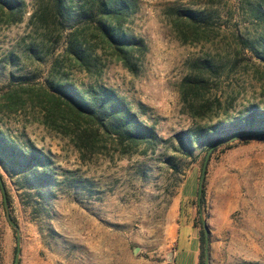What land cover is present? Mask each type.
I'll use <instances>...</instances> for the list:
<instances>
[{
  "label": "rangeland",
  "instance_id": "1",
  "mask_svg": "<svg viewBox=\"0 0 264 264\" xmlns=\"http://www.w3.org/2000/svg\"><path fill=\"white\" fill-rule=\"evenodd\" d=\"M23 1L18 21L0 11V131L49 154L56 178L44 201L0 164L18 225L0 187V264H196L191 234L202 229L206 264H264V136L213 147L205 203L208 150L185 154L177 136L264 109V0H133L123 28L146 45L133 52V69L93 36L96 22L78 14L84 0L62 21L40 16L46 0ZM186 10L207 16L197 33L177 22ZM72 31L87 37L91 70L69 47ZM202 71L206 88L184 95V78ZM62 81L114 89L154 124L158 140L127 152L104 137L78 143L50 100L52 83ZM184 199L193 201V228L186 210L180 218Z\"/></svg>",
  "mask_w": 264,
  "mask_h": 264
},
{
  "label": "trees",
  "instance_id": "2",
  "mask_svg": "<svg viewBox=\"0 0 264 264\" xmlns=\"http://www.w3.org/2000/svg\"><path fill=\"white\" fill-rule=\"evenodd\" d=\"M82 10L78 14L86 20L96 22V31L93 36L98 38L105 46L111 48L113 53L125 65L134 68L132 55L136 49L146 48L142 40L136 39L124 30L123 23L127 19L133 0H84ZM74 0H46L40 3V16L42 18H67L72 14ZM23 0H0V11L8 23L18 21L25 11ZM207 16L197 11L186 10L179 13L177 22L185 23L193 27V32L204 23ZM69 38V47L80 65H86L91 70L93 65L92 54L89 47L83 44L76 31H72ZM251 46V45H250ZM262 53L264 59V41H262ZM253 45V50L254 49ZM257 55L260 51H256ZM204 68H209L205 65ZM202 73L185 77L182 87L183 94L196 96L199 91L206 88L208 79ZM53 92H50V100L54 101L60 114L72 121L75 137L78 143L95 146L99 137L109 138L115 144L121 145L122 152H127L129 147H137L140 144H152L158 140V133L154 124L142 119L138 111L133 110L131 104L114 89L105 86H89L87 88L75 85L70 81L52 83ZM205 105V104H204ZM202 105V106H204ZM148 106L139 104L140 112L146 114ZM253 135L264 136V109L252 107L244 115L231 117L219 123L207 127H198L189 132L177 134L180 139V150L185 154H192L196 146H203L205 150H213L214 146L227 145V149L235 146L241 138H250ZM127 147V148H126ZM217 148V147H216ZM168 161L173 163L172 158ZM0 164L14 179V184H21L23 188L35 190V195L47 200L48 193L43 190L53 185L56 178L53 161L49 154L33 143L26 141L20 144L18 141L0 131ZM0 178L4 183L10 206L13 203V195L9 192L3 173L0 170ZM20 185V186H21ZM2 189V186L0 184ZM3 190V189H2ZM51 190V187H50ZM201 202L206 201V188L202 184ZM37 202V201H35ZM38 202H40L38 200ZM193 201L184 199L181 202L180 218L186 210L191 227L197 226L191 222V209ZM7 216H11L9 206L4 203ZM12 217V216H11ZM16 221L15 217H12ZM17 222V221H16ZM180 224V219H179ZM16 230V228H14ZM200 256L199 264H206L208 235L205 229L200 231Z\"/></svg>",
  "mask_w": 264,
  "mask_h": 264
},
{
  "label": "water",
  "instance_id": "3",
  "mask_svg": "<svg viewBox=\"0 0 264 264\" xmlns=\"http://www.w3.org/2000/svg\"><path fill=\"white\" fill-rule=\"evenodd\" d=\"M212 152V149H210L206 155V158H205V162L203 164V169H202V175H201V184H200V189H199V194L202 193V184H203V180L205 178V175H206V172H207V167H208V162H209V159H210V154ZM0 184L2 186V189L4 191V196H5V202H6V205H7V194H6V191H5V188H4V183H3V180L2 178H0ZM9 219L12 223V225H14L15 227H18L17 223L12 219L11 216H9ZM204 226L205 228L207 229V225L206 223H204ZM19 252H20V247L17 248V257H16V262L18 261V255H19Z\"/></svg>",
  "mask_w": 264,
  "mask_h": 264
},
{
  "label": "crops",
  "instance_id": "4",
  "mask_svg": "<svg viewBox=\"0 0 264 264\" xmlns=\"http://www.w3.org/2000/svg\"><path fill=\"white\" fill-rule=\"evenodd\" d=\"M191 236H192L191 240H190L191 249H192V252L196 255V264H199V256H200L199 237L194 232H192ZM178 241H179V233H178L176 245H177ZM175 252H176V247H175ZM174 264H176V263L174 262Z\"/></svg>",
  "mask_w": 264,
  "mask_h": 264
}]
</instances>
